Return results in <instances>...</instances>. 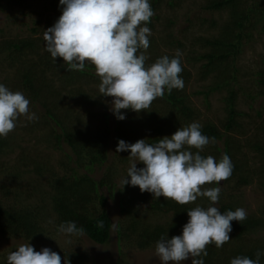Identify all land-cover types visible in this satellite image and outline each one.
<instances>
[{
	"label": "trees",
	"instance_id": "trees-1",
	"mask_svg": "<svg viewBox=\"0 0 264 264\" xmlns=\"http://www.w3.org/2000/svg\"><path fill=\"white\" fill-rule=\"evenodd\" d=\"M3 0H0V7ZM8 3L23 5L24 0H5ZM53 5L60 3V0H52ZM164 0H149L154 15L147 23V27L154 28V19H159L155 14ZM169 6L175 5V0H168ZM6 4V5H7ZM60 7H64L59 5ZM210 11H228L229 18L218 28V35L209 37H196L195 45L201 50H192L186 57L189 65L197 67V76L200 81H210V85L203 93L208 98L214 92L226 90L227 94L223 98L226 118L220 122L219 126L213 122H206L201 125L202 134L215 138V142L209 149L205 146L201 152L202 156H213L217 162L223 154H227L233 164L232 174L229 179L224 180L225 185L240 188L251 185L254 177L260 178L264 182V160L258 168L252 169L246 161H242L238 156L241 146L234 138L233 133L244 134V124L241 117L244 112L238 108V91L236 86L240 83L238 80L235 63L243 51L246 40L250 39L257 26L264 32V0H208L205 6ZM58 20L57 17H51L45 22L44 31L53 26ZM216 22L210 25L209 29H214ZM38 34L39 26L33 29ZM162 39L161 45L156 43L154 38H149L150 46L145 55L148 57L146 65L153 64L158 58L165 55L169 58L175 57L170 52L162 51L166 48H181L184 43L175 38L172 33L166 34ZM143 51V50H141ZM4 55L5 61L9 62L11 67L18 66V76L14 84L29 94V97L40 103L46 108L47 118L51 119L59 127L60 132L53 130L50 134V143L59 149H63L66 160L61 162L64 173L59 174L53 171L50 176V186L52 192H45L50 197V207L56 214V222L60 226L67 222H76L77 227H83L84 234L98 244H107L112 237L113 219L107 210V197L103 189L115 191L114 182L115 172L108 169L100 180H97L92 172L97 166H103L109 156L108 147L110 141L115 135V142L118 145L119 140L135 143L144 139L147 143H156L164 136H171L181 127H186L199 116L198 110L194 107L187 91V86L193 79L192 69L184 64L180 57L183 71L180 77L184 81L183 90L173 89L171 93L165 89L162 98L155 99L151 107L147 110L136 112L131 109H121L125 119H115V129L112 133L108 126L109 120L106 114L105 128H90L87 125L70 123L66 120L68 117L57 113L59 111L58 99L63 92L68 91L69 97L79 96L83 99L84 105H101L105 96L96 97V95L87 94L83 89V84L87 80H98L100 78L95 74L94 65L85 62V70H68V66L62 58L53 60L51 54L46 50V44L43 36L5 39L0 42V57ZM36 59L32 58L35 57ZM30 57V60L28 59ZM32 63H31V62ZM20 67V68H19ZM50 74L52 78L50 77ZM259 84L264 86V71L257 73ZM59 81L61 86L58 88L53 82ZM240 87V86H239ZM73 88L75 90H73ZM240 89H242L240 87ZM258 94L262 95L263 92ZM253 100L257 95H249ZM141 113V114H139ZM261 123L257 129L261 131L264 137V108L257 111ZM149 128L148 135L142 137L144 128ZM139 137V139L136 137ZM217 142H223V147L218 146ZM216 143V144H215ZM63 144L67 146L63 147ZM261 142L254 144L258 150H263ZM117 148V147H116ZM13 149L9 136H0V155ZM12 151V150H11ZM193 153L197 149H191ZM129 159L130 150L120 152ZM119 153V154H120ZM264 154V153H263ZM22 159L23 166L34 165V172L38 176H44L48 172L47 166L40 163L41 160L34 159L33 162ZM84 169V172L82 171ZM20 174H18V178ZM127 185H125L126 187ZM4 188L6 186L3 185ZM213 187H218L215 183ZM212 187V188H213ZM136 189V188H135ZM209 189V188H208ZM122 198L120 199L121 212L125 216L124 223L118 224L117 232L119 241L125 244V247L136 246L140 249L156 247V242L162 236L182 235L183 226L188 222V209L196 206L207 208L210 201L205 197H198L194 203L181 205L173 200H167L164 197L154 198L150 192H139L132 189L124 190L120 188ZM25 198H19L16 201L6 203L0 200V234L10 238H23L26 240L39 239L44 236L45 220L52 217L46 198L42 197L38 203L28 202L31 199L30 194ZM5 194V193H4ZM5 194L4 196H9ZM22 196V194H21ZM232 197H225V192L221 191L219 195L220 212L223 214L228 210L235 211L239 204L231 200ZM151 200L150 209L154 214H170L165 223L157 225L149 224L142 220L138 213V203ZM100 206L102 209L98 208ZM103 221L104 227L98 226V222ZM232 231L229 234L231 239L221 248L215 244H209L206 247L207 256H202L204 264H230L231 259L237 256H247L256 259V253H262L260 256L261 264H264V239H254L253 235L259 234L264 230V210L260 216L251 215L242 221H232ZM15 251V250H14ZM10 253L0 257V264H7V257ZM122 252V258L117 264H124L125 258ZM70 264H78L70 262Z\"/></svg>",
	"mask_w": 264,
	"mask_h": 264
},
{
	"label": "rangeland",
	"instance_id": "rangeland-1",
	"mask_svg": "<svg viewBox=\"0 0 264 264\" xmlns=\"http://www.w3.org/2000/svg\"><path fill=\"white\" fill-rule=\"evenodd\" d=\"M168 0L157 9L155 14L159 15V19H154V28L151 29L149 38H154L156 43L160 44L168 33H172L175 38L181 40L184 46L181 48H166L162 51L176 54L177 49L182 52V60L185 65L192 69L193 79L187 86V91L194 107L198 110L199 116L192 122H198L200 125L206 122H213L221 125L226 118L223 98L227 94L226 90L216 91L208 98L205 97L202 91H205L210 85V81H200L197 76V67L189 65L186 57L192 50H201L195 45L196 37L216 36L219 33L220 27L228 18V11H210L205 8L208 0H175L173 7L169 6ZM0 7V42L5 39H16L34 36H43L45 22L51 17H59L62 15L63 7L60 3L53 5L52 0H24L23 5L8 3L3 0ZM7 4V5H6ZM216 22L217 26L214 29H209L210 25ZM40 28L38 34L34 33L35 27ZM147 26V25H146ZM261 26H257L253 31L250 39L246 40L243 46V51L236 60L235 66L239 84L236 86L238 91V108L244 112L241 121L244 124V134L234 132V138L241 146L238 151V156L242 161H246L252 169L262 165L264 160V137L257 129L261 123V118H258L257 111L264 108V86L259 84L258 72L264 71V32L260 30ZM36 59L35 57H32ZM30 60V57H28ZM31 62V61H30ZM32 63V62H31ZM20 68V67H19ZM18 66L11 67L9 62L5 61L4 55L0 57V84L5 85L12 91H20L25 98L29 99V111L35 113L38 117L35 121H27L21 116L16 121V127L7 136L11 139L13 149L0 155V200L9 203L17 199L25 198L30 194L31 199L28 202L38 203L42 197L46 198L47 207L52 215L45 220V234L39 239L26 240L23 238H10L0 234V257L17 250L22 244H31L36 251H41L44 247L50 248L60 254L62 264H68V261L78 264H117L122 258V252L125 261L124 264H161L160 259L155 254V246L147 249H140L136 246L125 247L123 242L119 241L118 224L124 223L125 216L121 212L120 199L123 194L120 188L123 187L122 180L127 176V169L131 165L130 159H125L123 154L116 152L115 135L110 141L108 147L109 156L107 162L103 166L94 168L92 175L100 180L105 175L108 169L115 172L114 182L116 183L115 191H110L104 188L102 191L107 197V210L113 219L115 228H112V237L107 244H98L91 240L86 234L83 235H68L59 231V225L56 222V214L50 208L51 200L49 192L51 191L50 176L53 171L63 174L61 162L66 160L63 149L55 147L50 143V134L53 130L60 132L59 127L54 121L47 118L46 108L40 103L34 102L29 94L16 88L14 81L18 76ZM19 70V69H18ZM52 78L51 74L50 77ZM101 81H88L83 84V89L87 94L101 97L99 93V84ZM56 87H60L59 81L53 82ZM242 89H240V87ZM73 90H75L73 88ZM263 92L262 95L258 94ZM257 95L253 100L249 95ZM104 96V95H102ZM112 97L105 96L101 105H84L83 99L79 96L70 98L68 91L63 92V95L58 99L59 115L70 123H78L79 121L89 126L90 128H105L106 114L108 116V126L111 132L115 129L116 115L110 110ZM134 112V111H133ZM141 114V113H139ZM191 122V123H192ZM190 123V124H191ZM188 124V125H190ZM149 128H144L142 137L148 135ZM139 139L137 136L136 139ZM261 142L263 150H258L254 144ZM131 143V142H127ZM214 143L210 142L212 147ZM216 144V143H215ZM218 146L223 147V142H217ZM63 147L66 145L63 144ZM214 147V146H213ZM209 149V146H207ZM12 150V151H11ZM28 163L34 159L41 160L47 166L48 172L44 176H38L34 172V165L24 167L22 159ZM137 167H144L143 163L137 162ZM84 172V169H82ZM18 174L20 177L18 178ZM130 180V177H129ZM251 185L233 188L230 185H225L224 181L218 184L221 191L225 192V197H232L235 203L239 204V208H243L247 212V216L258 215L264 210V182L260 178L254 177ZM6 186V188L3 187ZM215 183L206 184L203 189L212 188ZM136 188V189H135ZM132 189L141 192L139 186H124V190ZM202 189V190H203ZM11 194L4 196L6 193ZM48 192L47 194L45 192ZM5 193V194H4ZM22 194V196H21ZM163 197V196H161ZM9 201V202H8ZM151 200L138 203V213L142 220L149 224L157 225L165 223L170 217V214H154L150 209ZM220 210V202L214 204ZM101 210L102 208L98 206ZM1 233V232H0ZM231 233V232H230ZM229 233V234H230ZM254 239H264V230L257 235H253ZM181 264H192V258L181 262Z\"/></svg>",
	"mask_w": 264,
	"mask_h": 264
},
{
	"label": "clouds",
	"instance_id": "clouds-1",
	"mask_svg": "<svg viewBox=\"0 0 264 264\" xmlns=\"http://www.w3.org/2000/svg\"><path fill=\"white\" fill-rule=\"evenodd\" d=\"M60 5L64 6L62 15L43 34L46 50L53 60L62 58L68 70L83 72L85 62L94 65L101 81L99 93L113 98L110 110L117 119L126 118L121 109L148 110L155 99L164 96L165 89L169 93L173 89L183 90L179 49L173 58L165 55L151 65L145 63L151 35L146 25L154 15L149 0H60ZM29 104L22 92L0 84V136L7 137L21 116L30 122L38 119L30 113ZM201 127L192 122L154 144L144 139L135 143L121 139L116 148L118 153L130 150L131 165L122 180L123 187L139 186L141 192L153 193L156 199L163 196L181 205L194 203L198 197L210 201L207 208L188 209L189 220L182 235L162 236L156 242L155 254L161 264H181L189 257L192 264H204L202 256H207V245L214 243L221 248L231 239V222L247 218L243 208L222 214L213 206L219 200L220 187L203 189L206 184L229 179L233 164L227 154L219 162L211 155H201L205 146L215 142V138L210 140L202 134ZM193 148L198 151L193 153ZM137 162L144 167L138 168ZM98 226L103 228V221ZM59 231L68 235L84 233L83 227L78 228L74 221L61 224ZM261 255L258 251L256 259L237 256L230 264H261ZM7 264L62 261L60 254L48 247L36 251L31 244H22L8 255Z\"/></svg>",
	"mask_w": 264,
	"mask_h": 264
}]
</instances>
